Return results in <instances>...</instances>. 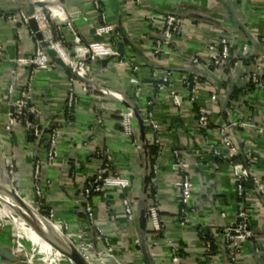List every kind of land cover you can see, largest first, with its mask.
<instances>
[{
    "label": "crops",
    "instance_id": "1",
    "mask_svg": "<svg viewBox=\"0 0 264 264\" xmlns=\"http://www.w3.org/2000/svg\"><path fill=\"white\" fill-rule=\"evenodd\" d=\"M43 1L57 5L55 18L70 25H64L60 33L65 39V50L76 61L68 65L73 72L54 63L52 69L38 71L34 76L31 101L40 110L41 137L8 123L11 103L18 98L23 74L28 69L27 65H15L14 59L29 58L37 39L29 27L0 19V181L7 184L6 177L12 168L11 188L21 200L34 206V163L44 157L45 138L56 128L55 160L42 164L40 169L41 208L53 209L57 221L70 225L72 241L81 247L78 250L85 253L88 264H145L142 246L135 244L142 234L138 216L143 200L145 157L133 111L142 118L144 111L151 109L160 125L162 145L161 153L152 161L149 156L151 169L155 164L157 170L151 171L148 202L156 204L161 227L152 235L146 226L144 239L151 264H227L230 249L236 254V264H264V191H259L253 182L245 187L243 202L251 237L231 246L224 237L225 229L237 219L239 199L237 180L230 173L231 157L224 156L226 150L218 133L225 121L233 124V138L238 154L242 150L244 155L243 164L264 185V132L257 131V126L264 128V61L259 56L254 62H244L246 55L241 53L242 43L247 42L252 51L264 54L259 40L264 37V0H100L104 19L121 35L124 49V54L105 63L102 60L109 57L91 59L87 50L75 47L103 39L95 33L102 19L93 0ZM34 4V0H0V10L6 15L20 9L28 13L35 9ZM169 15L181 18L180 32L160 53L154 54L156 42L162 40L161 21ZM233 16L258 42V48L249 43ZM50 26L56 35L54 23L50 22ZM225 35L230 40L229 58L213 70L209 68L207 47ZM256 64L263 84L252 86L247 76ZM133 65L139 69L133 71ZM152 70L158 75L169 74L178 105L172 103L167 89H157L160 80L152 75ZM86 75L92 77L93 84L82 91L80 82ZM190 75H196L200 81L194 104L188 101L182 83ZM70 86L78 103L67 115L65 101ZM137 87L140 93L135 96ZM235 88L239 94L233 99ZM199 107L210 111V125L205 129L197 124ZM126 109L133 113L134 133L130 137L122 134L119 123V112ZM247 119L252 124L240 125ZM144 133L149 145V130L145 128ZM98 148L112 155L110 172L129 180L123 189L107 187L104 194L94 193L90 197L94 225L104 231L106 242L87 222L80 204L85 179L102 164L101 157L87 159ZM213 148L221 154L214 155ZM174 150L187 164L191 177L192 191L186 205L178 196L180 175ZM124 197L132 207V220L124 214ZM0 205V223L5 227V231H0V264H75L66 249L49 235L53 231L34 228L19 204L16 207L0 199ZM182 208L187 212L184 224ZM13 214L17 225L14 233L8 226ZM204 237L216 245V253L209 259L204 257L209 250Z\"/></svg>",
    "mask_w": 264,
    "mask_h": 264
},
{
    "label": "built area",
    "instance_id": "2",
    "mask_svg": "<svg viewBox=\"0 0 264 264\" xmlns=\"http://www.w3.org/2000/svg\"><path fill=\"white\" fill-rule=\"evenodd\" d=\"M135 2L139 3L140 0H135ZM34 3H44L43 6H35V10L33 15H27V13L20 9L15 13L6 15L3 11L0 10V19H8L13 22L20 23L24 27H29L28 22L31 18H34L37 25L38 30L41 32L44 40L54 41L51 43V48H53L57 56H59L64 63L67 65L74 64L76 61V57L72 56L68 53L64 46L63 41L64 37L61 35V30L64 25L67 28H70L68 23L65 21H60L55 18V12L58 11V6L54 3H46L43 0H34ZM93 4L95 9L99 10L102 22L99 23L95 27V33L102 37V40H95L86 43L85 45L77 44L75 47L77 49L87 50L90 54L91 59H95L97 57H109L112 55H117L116 53V43L120 41L121 35L115 30V27L112 24H109L105 21L103 12L100 6V0H93ZM154 20H157L155 18ZM50 22L54 23V31L57 33L56 35L53 33L52 28L50 26ZM162 40L156 42V46L153 50L154 54H158L162 51L164 45H169L171 43V39L174 35L179 34L181 29V18L175 15H169L166 18L162 19ZM31 33L35 36V33L31 30ZM250 43V42H249ZM229 44L230 40L228 36H222L218 39V41L214 44H209L207 47L209 53V64L213 66L214 69H218L222 67L229 58ZM1 50V45H0ZM1 52V51H0ZM241 53L246 55V57H252L250 62H254L256 57L261 56L260 58L264 61V54L259 55V52H254L251 49V46L244 42L241 45ZM195 60V59H194ZM196 62V60H195ZM15 65H31V69L23 74V83L21 84L19 96L15 101L11 103L13 107V111L9 114V122L10 124H18L23 129H25L29 134L34 137H41L42 135V126L40 124V110L32 104V95L34 93L33 79L35 74L38 71L50 70L55 64L54 62L46 56L43 47L40 45V41H36V45L34 50L32 51L29 58H17L14 59ZM139 69L138 65H133L132 70L137 71ZM260 71L259 65H255L254 70L247 76V80L249 83L255 85H262L263 81L260 79L258 75ZM152 75L154 77L159 78V82L157 83V89H167L169 95L171 97V101L174 105L179 104V99L176 91L170 86V77L168 73H163L158 75L157 71L152 70ZM85 80L87 82H80L81 90L86 91L87 86L93 84L92 77L86 75ZM182 83L186 88V93L188 96V101L191 104L196 102L198 93H199V84L200 81L196 75H190L188 77H184L182 79ZM140 93V87L134 91V95L138 96ZM214 97V96H213ZM78 99L75 94V90L73 87H69L66 93V101H65V113L68 115L77 105ZM197 116V124L201 129H205L210 125V111L205 107H199L196 111ZM119 123L122 127V134L124 136L130 137L133 136V113L131 110H121L119 112ZM97 123L101 122L100 117L96 118ZM143 124L149 130V140L150 145L155 146L156 155L161 153V142H160V125L157 119L154 116V113L151 109L144 111L142 117ZM243 123V122H242ZM247 125L252 124L250 119L245 121ZM233 124L229 122V125L222 124L218 127V133L220 136V140L224 149L226 150V157H233L238 154V147L233 138ZM257 131L259 133L264 132V128L257 126ZM46 149L44 153V157L42 159H37L34 163L33 168V191L37 198V203L32 206L39 213L42 211V214L46 221L50 223L53 227H55L58 232L62 233V235L69 241L74 244L72 241V233L70 230V225L65 221H57L55 219V214L53 209H44L41 208V185L43 183L42 176L40 174V169L43 166L42 164H51L56 157V148L58 143V130L56 128H52L50 132L47 134L45 138ZM140 147V146H138ZM196 153H200L199 150H196ZM212 153L214 155H220L221 151L215 148L212 149ZM173 154L175 156V167L180 175V184H179V199L182 205H186L189 202L191 191H192V182L191 177L188 173L187 164L179 157L178 151L174 150ZM155 155V156H156ZM101 157L102 164L97 168L94 174L85 179V184L83 188L82 201H81V209L84 212L87 222L90 225L94 226L95 232L98 237H101L106 242V235L100 227L94 225V214L93 208L90 202V197L94 193H105L107 187H115L118 189H123L129 185V180L118 173L110 172L111 169V161L112 155L108 151L94 149L89 156L88 160H92L93 158ZM251 159V158H250ZM157 166L152 165V172H156ZM230 173L236 178V193L239 199V207L237 219L234 223V227L232 224L225 229L224 237L228 246H231L235 242H240L251 237V231L247 227V217L244 211V196L246 194V189L244 186L245 181L253 182L256 185V188L259 191H264V185L258 182V180L252 175L250 168L241 162H231L230 164ZM106 174V176H104ZM9 178L13 181V170L12 168L9 170ZM122 207L124 214L127 220H132L134 218V213L132 207L130 205L129 199L124 197L121 199ZM181 214H183L181 224H184L187 221V212L185 208L181 209ZM146 215H147V227L148 230L156 235L158 231H160V223H159V215L156 204L153 202H148L146 206ZM235 234H231V232ZM135 244L138 245V237L135 239ZM77 249H81L78 244H74ZM205 247L209 249L210 242L208 240L204 243ZM85 258L87 256L85 253H82ZM236 254L230 249L228 252V262L227 264H236Z\"/></svg>",
    "mask_w": 264,
    "mask_h": 264
},
{
    "label": "water",
    "instance_id": "3",
    "mask_svg": "<svg viewBox=\"0 0 264 264\" xmlns=\"http://www.w3.org/2000/svg\"><path fill=\"white\" fill-rule=\"evenodd\" d=\"M35 6H43L44 3H35ZM34 7L32 8V10H30L27 15H33L34 13ZM234 21L236 22V24L239 26V28L244 32V34L246 35L248 41L255 47H259L258 42L252 37V35L246 30V28L243 26V24H241L239 22V20L233 16ZM20 24V23H18ZM28 26L29 28L35 33V37L37 40L40 41V45L43 47L44 52L46 54V56H48L54 63H56L57 65L67 69L68 71H71V68L63 62V60L57 56L56 51L51 48V43L54 41L53 39H51V41H47L44 40L42 37L41 32L38 30V25L35 21L34 18H31L28 22ZM116 53L117 54H124V49H123V42L122 41H118L116 43ZM115 55L109 56V58H104L102 60V63H105L106 61H108L110 58H113ZM235 60V58H233L230 62H233ZM229 62V63H230ZM31 69V65L28 66V69L26 70V72H28ZM73 72V71H71ZM82 81L87 82L85 79H82ZM11 112L13 111V107L11 106ZM135 118L138 121V125H139V130H140V134H141V142H142V149L144 152V157H145V161H144V171H145V176H144V187L142 190V195H143V200L142 203L139 207V216H138V222L140 227L142 228V234L140 236H138V241L139 244L142 246V249L144 251V259H145V264H151L149 258H148V251L146 249V241L144 239V234L146 232V226H147V215H146V206L148 203V199L150 197L149 194V184H150V177H151V164H150V159H149V152H148V147L146 145L145 142V133H144V129L147 127L143 125V121L142 118L139 117V115L137 114V112L134 110L133 111ZM225 123L227 125H229L228 121H225ZM239 147L241 148V143L238 142ZM241 155L242 158L244 159V155L242 154V150H241ZM104 176H106V174H104ZM7 180V184H4L3 182L0 181V186L1 188H3L2 190H0V192L6 190L9 194H11L13 196V198L16 200V202L20 205V207L22 209H24V212L26 213V215L28 216L29 222L31 223V225L36 228L37 230L41 231V229L43 228V226H46L45 224L47 223L48 225L52 226L50 223H48L46 221V219L44 218L43 215H41L40 213L35 214L34 212H32V206L27 204L26 202H24L23 200H21L14 192V190L10 187L12 184L11 179L6 177ZM44 221L46 222L44 224ZM53 227V226H52ZM232 227H234V224H232ZM55 228V227H54ZM44 229V228H43ZM231 234H235L233 231L231 232ZM49 235L52 236L54 239H56L67 251V253L69 254L70 258L72 259V261L75 264H88L86 261V258L83 256V254L77 249V247L69 240H67L62 233L60 232H49Z\"/></svg>",
    "mask_w": 264,
    "mask_h": 264
},
{
    "label": "trees",
    "instance_id": "4",
    "mask_svg": "<svg viewBox=\"0 0 264 264\" xmlns=\"http://www.w3.org/2000/svg\"><path fill=\"white\" fill-rule=\"evenodd\" d=\"M259 40H260L261 44L264 45V37L260 36V37H259ZM251 59H252V57H246V59L244 60V62H248V61H250ZM209 68L213 69V66L210 65ZM251 85L253 86V84H251ZM238 94H239V90L235 88V89L233 90V94H232L231 98H233V99H234V98H237V97H238ZM147 147H148V151H149L150 159H151V161H152L153 158H154L155 155H156V153H155V152H156V150H155V146L149 144V145H147ZM230 161H231V162H241V163H243V159H242L241 154H237V155L233 156V157L231 158ZM244 186H245L246 188L250 187V182H249L248 180L245 181V182H244ZM149 232H151V231H149ZM151 233H152V232H151ZM158 234H159V233H158ZM204 239H205V240H209V242H210L209 250H208V252L205 253V255H204V257H205L206 259H209V258H211V257L216 253V245H215V243L212 241V239H210V238H208V237H204Z\"/></svg>",
    "mask_w": 264,
    "mask_h": 264
},
{
    "label": "bare ground",
    "instance_id": "5",
    "mask_svg": "<svg viewBox=\"0 0 264 264\" xmlns=\"http://www.w3.org/2000/svg\"><path fill=\"white\" fill-rule=\"evenodd\" d=\"M3 188H1L0 186V190H2ZM0 199L6 201V202H9L11 204H15L16 206H18L16 200L13 198V196L11 194H9L6 190L0 192ZM22 210V209H21ZM46 222L44 221V224ZM46 226H43L45 227L46 229H49L50 231H53L54 232V229L57 230L56 228L48 225L47 223L45 224Z\"/></svg>",
    "mask_w": 264,
    "mask_h": 264
},
{
    "label": "rangeland",
    "instance_id": "6",
    "mask_svg": "<svg viewBox=\"0 0 264 264\" xmlns=\"http://www.w3.org/2000/svg\"><path fill=\"white\" fill-rule=\"evenodd\" d=\"M11 187V186H10ZM9 203V202H8ZM14 206H16L15 204H13ZM16 207H18V206H16ZM0 208H1V205H0ZM32 212H34L35 214H37V213H39V211H37L34 207H32ZM13 217H14V219H13V221H9L10 223H9V227H10V231L11 232H16L17 231V225L15 224V222H14V220H15V218H16V215L15 214H13ZM3 222H5V219H4V221ZM0 231L2 232V231H5V227H4V224L3 223H0Z\"/></svg>",
    "mask_w": 264,
    "mask_h": 264
}]
</instances>
